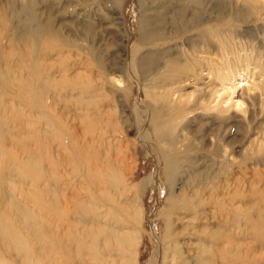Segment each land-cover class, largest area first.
I'll return each instance as SVG.
<instances>
[{"label": "rangeland", "instance_id": "374dc122", "mask_svg": "<svg viewBox=\"0 0 264 264\" xmlns=\"http://www.w3.org/2000/svg\"><path fill=\"white\" fill-rule=\"evenodd\" d=\"M185 4L184 0H0V17L6 14L13 36L45 27L64 45L63 56L68 59L44 61L64 68L54 76L62 82L74 77L80 85L84 82L96 106L111 110L107 120L115 149L100 160L106 165L100 163L104 173L82 174V168L98 171V163L86 166L80 161L81 170L63 167L68 177L64 203L58 214L44 212L46 217L76 232L82 226L73 218L78 216L74 204L90 202L105 223L117 224L135 237L128 252L136 264L189 262L200 244V231L220 229L200 195L215 181L237 173V168L246 173L245 200L253 192L264 194V24H234L225 33L244 49L232 50L231 45L222 52L218 43L201 45L208 32L181 29L178 15L187 14ZM220 4L218 0L206 4L205 15L216 16ZM203 56L210 63L200 59L193 63ZM29 59L24 63L27 73L34 70L30 66L35 56ZM180 65L189 71L178 72ZM229 66L232 75L216 77L218 68L220 73ZM8 83L0 79L4 101L28 112L17 97L26 94L14 89L5 96L2 87ZM78 93L73 96H83ZM73 103L74 112L59 100L51 113L59 114L70 127L82 128L84 123L78 122L82 104ZM42 113L38 122L48 119ZM34 115L27 120L35 129ZM106 171L116 184L105 194ZM186 195L190 198L184 201ZM99 197L105 201L99 202ZM31 206L42 211L39 203L33 201ZM166 222L172 225L177 246L170 249L166 240L164 252L156 255L157 235L164 232ZM14 242L0 243V264H22L10 249ZM70 253L69 247L59 248L52 264L80 260L64 257Z\"/></svg>", "mask_w": 264, "mask_h": 264}, {"label": "bare ground", "instance_id": "6f19581e", "mask_svg": "<svg viewBox=\"0 0 264 264\" xmlns=\"http://www.w3.org/2000/svg\"><path fill=\"white\" fill-rule=\"evenodd\" d=\"M184 1L187 14L178 15V22L183 26L180 28L198 31L200 34H214L213 38L204 36L201 45L210 47L215 42L222 52H226L231 45L234 46L232 50L244 49L240 42L225 33L234 24H264V0H218L221 4L216 10V16L212 18L205 15L208 14L205 7L213 3V0ZM193 9L196 12L191 13ZM7 22L6 14H1L0 79L9 82L2 89L5 96L11 95L10 91L14 89L26 94H17V97L29 111L23 112L12 102L4 101L0 94V243L15 241L10 249L22 264H29L30 261L52 264L51 257L61 247L72 249V253L65 258L73 259L74 262L76 257H80L73 264H92V259L95 264H136L128 252L135 237L117 224L111 226L105 223L102 216L95 213L90 202L74 204L78 216L73 218L78 221L76 224L82 226L76 232L67 231L61 222H51L46 217L45 213L58 214L59 207L64 203L68 177L63 167L71 166L81 170L83 164L89 166L98 163V171L91 170L92 167L88 171L82 168V174L99 176L104 173L101 168L104 163L100 160L115 149L112 138L114 132L107 120L111 110L96 106L97 100L90 95L91 89L84 82L80 85L75 77L62 82L54 76V72L64 68L44 61L49 58L62 61L68 59L63 56L64 45L52 38L45 27L13 36ZM16 50L18 54L13 52ZM32 54L35 60L30 70H34L27 73L24 63L30 60ZM196 58L192 59L195 64L199 59L206 64L210 63L206 56ZM184 71H189L187 65L178 66V72ZM219 71L218 68L216 77L223 79L233 74V67H227L224 72ZM76 90L83 96H73ZM59 100L66 102V110L71 109L73 112L74 101L82 104L78 122L84 123V127H70L59 114L53 117L52 107ZM239 104L237 102L236 105ZM39 109L38 115L36 111ZM42 111L48 119L38 122L41 121ZM32 115L36 118L35 129L27 120ZM71 128L73 131H70ZM106 172L108 178L105 181V194L114 184L111 172ZM245 174L239 167L237 173H230L222 180L215 181L200 195V200L208 204L211 217L220 229L200 231L197 238L200 244L192 251L189 262L187 259L182 260L179 253L176 254L182 257V264H264V194L253 192L245 200ZM188 198L190 196L186 195L184 201ZM98 200L105 201V197H99ZM109 200L114 202V199ZM33 201L39 203L42 211L32 209ZM169 202L172 204L171 197ZM67 216L72 219L70 215ZM171 226L170 222H166L164 232L157 235L160 247L155 251L156 255L160 250L164 252L166 240L170 243V249L176 248L177 236ZM117 250H121V253H116ZM65 261H62L63 264Z\"/></svg>", "mask_w": 264, "mask_h": 264}]
</instances>
